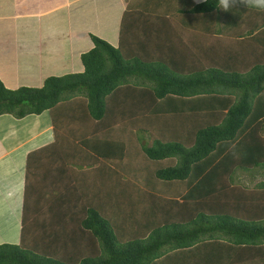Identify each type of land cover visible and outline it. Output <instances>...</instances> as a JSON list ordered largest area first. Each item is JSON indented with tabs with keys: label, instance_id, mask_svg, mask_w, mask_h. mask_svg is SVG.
<instances>
[{
	"label": "trees",
	"instance_id": "1",
	"mask_svg": "<svg viewBox=\"0 0 264 264\" xmlns=\"http://www.w3.org/2000/svg\"><path fill=\"white\" fill-rule=\"evenodd\" d=\"M189 4L210 15L199 73L181 55L171 65L130 60L89 35L82 72L40 88L0 81V116L46 112L54 136L27 156L19 243L0 245V264H264V181L235 182L264 172V9L237 2L254 14L244 28L217 0ZM124 127L150 138L121 149L114 131ZM135 152L141 179L125 183L122 157ZM51 176L60 188L29 190Z\"/></svg>",
	"mask_w": 264,
	"mask_h": 264
},
{
	"label": "crops",
	"instance_id": "2",
	"mask_svg": "<svg viewBox=\"0 0 264 264\" xmlns=\"http://www.w3.org/2000/svg\"><path fill=\"white\" fill-rule=\"evenodd\" d=\"M204 1L185 0L188 3L182 9L184 4L180 6L181 0H0V81L7 89L40 88L48 77L82 72L80 57L92 48L89 37L92 33L88 28L79 32L75 26L87 20L92 12H84L81 7L93 9L99 5L97 9H100L102 20L108 16L111 2L120 8L115 40L108 42L107 37L97 32L96 36H101L113 47L123 46L124 55L130 60H166L170 64L171 55H181L179 64L199 73L207 67L198 54L200 51L205 53L208 44L209 39L205 40V22L210 20V15L194 14L188 9L189 3L197 5ZM174 9V12L170 11ZM252 14L231 8L225 16L232 23L240 17L244 28H247ZM213 26L216 27V21ZM174 30L176 33H173ZM217 35L214 37L222 40ZM232 39L229 37L228 44H225L230 47ZM176 40H181L183 46L176 47ZM224 51L220 49L218 56H222ZM53 140L52 126L46 112L20 120L10 115L0 116V196L5 191L16 206L18 202L15 197L22 195L20 218L26 193L24 173L27 156ZM44 159L49 161V156ZM56 180V176L46 177L42 184L43 179L39 183L36 177L28 187L34 194L37 185L44 189L53 188L58 183Z\"/></svg>",
	"mask_w": 264,
	"mask_h": 264
},
{
	"label": "rangeland",
	"instance_id": "3",
	"mask_svg": "<svg viewBox=\"0 0 264 264\" xmlns=\"http://www.w3.org/2000/svg\"><path fill=\"white\" fill-rule=\"evenodd\" d=\"M239 7L243 9H249V5H238ZM90 7V6H89ZM97 7H100L97 5ZM93 8V9H85L84 7H81L84 12H92V14L85 19L83 22L77 23L75 28H78L77 30L79 32H83V29L87 28L91 31L92 35L96 36V32L101 36L107 37V41L111 42L112 40H115V30L117 28V16L119 15V7L118 4L111 2L110 8L108 10V16L104 17L101 20V13L100 9ZM105 14V12H104ZM99 37L102 39V37ZM104 39V38H103ZM249 57V55H248ZM2 82V81H1ZM80 94V93H77ZM125 129V130H124ZM117 134H121L124 139L119 141L121 144L117 145L121 149L124 147H129L133 145V150L136 151L137 144L134 142L137 140V142H140L141 137L145 139V142H147V139L150 138V135L148 133H144L145 135H142L143 133H135L132 135L130 130H127L126 127H124L122 130H116L114 131ZM152 137H155L154 134H152ZM143 142V143H145ZM135 153H129L127 156L122 157L121 162V181L127 182L134 180L135 177L137 179H141L140 176V169L142 168V165L145 164L143 162V156L140 157V155ZM104 174L103 170H97L96 176L97 180L95 182H92L93 185L97 184ZM71 176L70 174H67ZM72 177V176H71ZM86 177V176H85ZM127 177H133V178H127ZM95 179V178H93ZM260 180L264 181V172L263 177H259L255 175L252 176H246L244 173L240 175V177L235 180V182H238V184L247 185L249 187L253 186L254 184H257ZM94 181V180H93ZM130 185V184H129ZM58 194L57 191L53 192L52 195L56 196ZM83 196V195H82ZM16 201L18 202L16 206H14V203H12L11 199H8V196L6 195L5 191L1 193L0 196V245L1 244H10V245H18L19 242V231H20V214H19V206L20 202H22V195L15 197ZM89 199V196H88ZM14 200V199H13ZM24 207V205H23ZM27 209V208H26ZM23 209L20 211L21 216L23 215ZM57 224L53 223V228H56ZM35 239H37V234H35ZM37 247L35 250H33L36 255H40V253L37 251Z\"/></svg>",
	"mask_w": 264,
	"mask_h": 264
},
{
	"label": "clouds",
	"instance_id": "4",
	"mask_svg": "<svg viewBox=\"0 0 264 264\" xmlns=\"http://www.w3.org/2000/svg\"><path fill=\"white\" fill-rule=\"evenodd\" d=\"M237 2L243 5L264 9V0H217V6L223 11H229Z\"/></svg>",
	"mask_w": 264,
	"mask_h": 264
}]
</instances>
